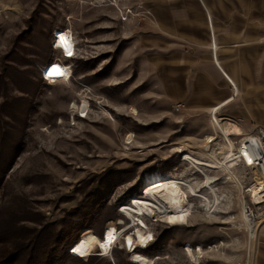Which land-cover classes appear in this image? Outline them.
<instances>
[{
    "label": "rangeland",
    "instance_id": "obj_1",
    "mask_svg": "<svg viewBox=\"0 0 264 264\" xmlns=\"http://www.w3.org/2000/svg\"><path fill=\"white\" fill-rule=\"evenodd\" d=\"M209 1L232 8V35L222 19L211 38L197 16L199 0H0V239L10 251L31 247L37 235L54 249L59 234H68L73 257L60 247L58 264H133L122 241L94 246L86 257L72 249L84 230L103 244L108 224L115 234L129 228L122 207L144 198L147 182L170 175L208 202L189 196L183 226L141 216L151 240L133 252L150 264H196L183 251L189 244L197 264H264V205L251 207L254 233L242 216L252 203L248 190L262 181L258 171L203 168L218 199L207 213L214 197L206 179L182 160L189 154L218 164L228 150L219 130L238 129L228 134L235 149L250 129L235 117L238 107L216 111L214 119L213 102L201 98L211 85L200 80L210 78L215 45L224 57L264 41L254 32L264 0ZM58 33L72 41L68 57L53 48ZM53 66L64 67L65 77L48 84L41 73ZM83 101L86 115L72 109ZM29 255L22 250L14 264Z\"/></svg>",
    "mask_w": 264,
    "mask_h": 264
},
{
    "label": "bare ground",
    "instance_id": "obj_2",
    "mask_svg": "<svg viewBox=\"0 0 264 264\" xmlns=\"http://www.w3.org/2000/svg\"><path fill=\"white\" fill-rule=\"evenodd\" d=\"M53 48L55 50L60 51L65 57H68L72 53V41L69 36L62 33H58L54 37ZM54 68H58L60 74L53 72L52 75H49V72L52 71ZM65 71L66 70H64V67L53 66L47 69L45 71V74L43 71L42 76H44V80H46L48 84H55L59 81L61 82L64 80L66 73ZM86 107V101H83L82 106L80 108L77 107L75 104L72 105V109H81V113H85V115L87 111ZM236 130L238 131L237 128L235 129L233 127L231 131H227L226 126H224L223 129L219 130L222 134L223 140L228 145V150L224 153L223 159H221L218 164H215L212 161L198 160L190 156L189 154H185L182 159L184 162H188L189 164H191L194 169H196L195 171H197L199 174H203L206 179V184L204 183L205 188L209 190L214 197L213 204L206 208L207 213L212 212L214 205L217 203L216 200L218 199H216L215 190L211 186V180L204 173L203 168H207L209 170H217L218 165L221 164V168L224 167L223 169L227 172L228 169H233L235 167L236 162L241 161L240 156H244L246 164L247 162L248 164H250L253 161L251 159L252 156H250L247 151L246 141L245 144H242L243 146L240 148L234 147L235 149H233V146H231L232 143L228 138V134L233 133L235 135H239L240 133H238ZM213 141L214 138H209L207 140V144ZM261 158L262 156H260V159ZM257 173L259 174L262 181H260V183L257 184V186H255L254 188L252 187V189L249 191L253 193L251 201L255 205H259L261 203V194L264 190V179L262 176L263 174L260 172ZM257 173L256 175H258ZM196 191L197 190H194L193 186L190 185L187 181L177 180L171 177L170 175L162 176L158 181L154 183L150 181L147 182L144 187V198H135L129 203V205H125L121 209V211H123L124 213V216H126V218L130 221L129 228H123L115 234L114 226L108 224L105 227L107 240L103 244H101L99 239L92 232H90L89 230H84L80 237L79 243L72 249L73 255L76 257H86L88 255L89 250L94 246H108L109 248H111L112 245H114L115 243L122 241L124 246L123 248L131 253L130 262H132L133 264H150V260L146 256L133 252V249L139 247L142 248L147 245L148 242L151 240L149 234L146 235L145 232L147 226L140 217L145 214L150 215L151 217L158 214L161 217L165 218V223L168 225L183 226L186 224V221L188 219L189 196L196 197L198 199H203L204 201L208 202V199L205 196L201 195L199 192ZM243 201H245V199H243ZM245 213L246 212L243 208L242 216L244 222H246L247 226L252 232L254 230V225H251L252 219ZM130 228L133 229L132 236L134 241L129 235H125V232ZM183 251L186 255H188V257L193 259L196 264L198 263L197 258H194L191 253L192 249L189 244L186 245ZM195 252L201 254V249L199 246H197Z\"/></svg>",
    "mask_w": 264,
    "mask_h": 264
},
{
    "label": "crops",
    "instance_id": "obj_3",
    "mask_svg": "<svg viewBox=\"0 0 264 264\" xmlns=\"http://www.w3.org/2000/svg\"><path fill=\"white\" fill-rule=\"evenodd\" d=\"M199 2L201 8L199 7L200 11L197 12V16L206 21L211 38H213L215 29L223 26L217 20L226 19L227 25L225 24L224 27L226 29L229 27V30L226 31L227 35L234 33L233 12L232 8L228 9L227 3L224 7L215 8L211 7L209 0H199ZM261 6L260 3L259 9H262ZM230 13L231 16L228 15ZM258 18V25L254 27V32L260 35L264 34V18L262 19L260 16ZM215 33H220V31ZM216 50L215 45V62L211 57L213 63H210L212 71L210 78L202 76L200 80L201 82L208 80L211 85L210 93L201 95V98L213 102L214 105L210 109L213 118L216 119V111L222 112L224 108L230 110V108L238 107L240 112L235 117L250 126L249 131L253 130L256 125H264V41L259 38L252 43V46L243 44L237 51L231 48L230 53L225 54L224 57L221 54L218 56ZM255 61L257 67L251 68ZM239 74L243 78H238ZM229 83L234 85L235 90ZM235 125L237 126V124ZM240 126L246 130L244 124Z\"/></svg>",
    "mask_w": 264,
    "mask_h": 264
},
{
    "label": "trees",
    "instance_id": "obj_4",
    "mask_svg": "<svg viewBox=\"0 0 264 264\" xmlns=\"http://www.w3.org/2000/svg\"><path fill=\"white\" fill-rule=\"evenodd\" d=\"M10 144V143H9ZM11 145V144H10ZM16 145H18L16 143ZM15 146V145H14ZM10 164V163H9ZM2 165V163L0 164ZM5 173V169L2 171V166H0V183L2 182L3 175ZM72 226H75L74 224ZM74 230L75 228H70ZM75 231V230H74ZM61 234H59V238L57 240V247L52 249V243H49V241H45L37 235L31 247L28 245L21 246L20 248H16L14 251H10L6 241L3 239H0V264H14L17 258L18 253H20L22 250L26 249L29 251V260L25 262V264H58L60 259L58 257L59 249L61 255L66 257H73L68 251H70L71 247H68V243H66L67 235L60 237ZM77 243V242H76ZM75 243H72L73 246Z\"/></svg>",
    "mask_w": 264,
    "mask_h": 264
},
{
    "label": "built area",
    "instance_id": "obj_5",
    "mask_svg": "<svg viewBox=\"0 0 264 264\" xmlns=\"http://www.w3.org/2000/svg\"><path fill=\"white\" fill-rule=\"evenodd\" d=\"M42 75V73H41ZM43 81L44 77L42 76ZM245 141L247 142V151L249 153L250 156H252V162L250 164H246L245 158L244 156H240L241 161L236 162V166L237 164H242L243 168L245 170H249V169H253L255 171H258L260 173H262L263 177H264V128L260 127V126H255L253 130L249 131L248 134L244 135V137L239 141L238 146L237 147H242V144H245ZM250 141V142H249ZM260 156H262V158L260 159ZM264 189V187H263ZM250 190H248L247 193H249ZM252 202V201H250ZM253 203V202H252ZM250 204H244L243 208L245 210V214L247 216H249L252 219V223L251 225H254L255 228V223L253 221V217H252V213H253V208H251L252 206H254L255 204L253 203ZM259 205H264V190L263 193L261 194V203ZM259 205H255V206H259ZM258 210H262L264 212V206L259 207ZM248 230L250 231L249 227ZM255 231V229H254ZM253 231V233H254ZM250 234V232H249Z\"/></svg>",
    "mask_w": 264,
    "mask_h": 264
},
{
    "label": "snow or ice",
    "instance_id": "obj_6",
    "mask_svg": "<svg viewBox=\"0 0 264 264\" xmlns=\"http://www.w3.org/2000/svg\"><path fill=\"white\" fill-rule=\"evenodd\" d=\"M53 72H56L57 74H60L58 68H54L52 71H50V72H49V75H52Z\"/></svg>",
    "mask_w": 264,
    "mask_h": 264
}]
</instances>
